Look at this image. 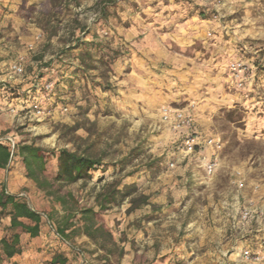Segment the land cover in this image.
<instances>
[{
	"label": "rangeland",
	"instance_id": "1",
	"mask_svg": "<svg viewBox=\"0 0 264 264\" xmlns=\"http://www.w3.org/2000/svg\"><path fill=\"white\" fill-rule=\"evenodd\" d=\"M8 1L0 67L37 98L0 136L102 156L91 180L61 189L95 206L122 240L124 255L106 261L91 240L73 237L88 264H120L126 253L131 264H254L244 250L264 255V0ZM19 61L22 75L11 70ZM176 109L221 140L214 173L162 121ZM56 168L52 159L49 177ZM108 190L116 198L100 209L96 196ZM141 195L149 204L129 210Z\"/></svg>",
	"mask_w": 264,
	"mask_h": 264
},
{
	"label": "trees",
	"instance_id": "2",
	"mask_svg": "<svg viewBox=\"0 0 264 264\" xmlns=\"http://www.w3.org/2000/svg\"><path fill=\"white\" fill-rule=\"evenodd\" d=\"M63 53H65L64 50ZM50 65L51 63H47L44 67L48 68ZM8 91L13 92L14 89ZM91 149V146L84 149L78 146L75 149L63 147L51 150L26 142L12 148L0 141V168L9 169L15 157L19 156L24 164L27 177L59 203L64 211L60 219H54L53 215L40 213L33 209L23 195L11 194L3 189L0 192V220L8 217L10 225L7 234L0 239V264L22 252L21 235L23 233L31 237L41 234L43 218L56 235L65 241H70L80 234L89 237L97 249L107 253V257H104L106 261L115 253L119 257L124 255V247L120 244L122 240L115 239L112 231L98 220L95 206H80L73 193H62L61 191L64 185L79 181L86 183L91 180L93 172L104 164L102 156ZM52 159L57 164L53 178L48 175V164ZM136 189V185H132L127 187V191L123 194L129 196ZM115 194V190L99 193L96 196V206L100 209L107 208V204L116 198ZM131 203L129 210L137 208L139 204H149V197L141 195L139 201L134 199ZM78 215L79 218H77ZM52 262L54 264L65 263L66 259L56 255Z\"/></svg>",
	"mask_w": 264,
	"mask_h": 264
},
{
	"label": "crops",
	"instance_id": "3",
	"mask_svg": "<svg viewBox=\"0 0 264 264\" xmlns=\"http://www.w3.org/2000/svg\"><path fill=\"white\" fill-rule=\"evenodd\" d=\"M7 2L9 1L0 0V5H5ZM3 64L5 63L0 64V66ZM5 70V68L0 67V132L8 129L13 130L18 124V120L22 119V115L28 114V110L34 105L37 98L30 93L32 90L31 83L15 87L12 82L16 81H13L8 74H4ZM9 89H14V91L9 92ZM24 109H27V111L18 114L19 111ZM194 122L196 132L203 136V131L196 125L195 120ZM3 189L11 194L23 195L30 206L40 213H44L46 210L45 205L51 202L55 207L61 209L60 212L64 213L60 204H57L52 197H49L45 191L39 189L27 177L24 164L19 156L15 157L9 169L0 168V192ZM77 218H79V215ZM127 220L130 221L131 217H128ZM106 221L109 224L108 219ZM9 225L10 219L8 217L0 220V239L7 234ZM79 236L82 237V241L90 242V238L86 235L80 234ZM21 243L22 252L5 260L3 264H54L52 260L56 255L66 259L65 263L58 262L56 264H88L85 254L80 253L72 240L65 241L58 237L45 218H43L41 225V234L31 237L29 234L23 233ZM92 258L96 260L95 254H92ZM131 259L130 254L126 253L120 264H131Z\"/></svg>",
	"mask_w": 264,
	"mask_h": 264
},
{
	"label": "built area",
	"instance_id": "4",
	"mask_svg": "<svg viewBox=\"0 0 264 264\" xmlns=\"http://www.w3.org/2000/svg\"><path fill=\"white\" fill-rule=\"evenodd\" d=\"M11 70L14 74L22 75L25 72L24 65L21 61L13 63L11 65ZM53 87L52 83L46 84V88L51 89ZM38 116L43 114L41 108H38L36 111ZM162 121L165 123L172 124L173 128L183 134V146L186 149L187 153L193 154L197 151H200L202 156L205 158V171L208 174L214 173L216 170V160L213 158V155L216 151L221 148V140L217 137H203L198 134L195 130V123L192 115L183 109H176L174 111H164L162 114ZM0 141L10 145L12 148H15L19 145L18 141L12 134H5L0 136ZM210 149L211 154L204 153V149ZM243 257L245 260H248L254 264H264V255L261 253L252 252L250 249L243 251Z\"/></svg>",
	"mask_w": 264,
	"mask_h": 264
}]
</instances>
